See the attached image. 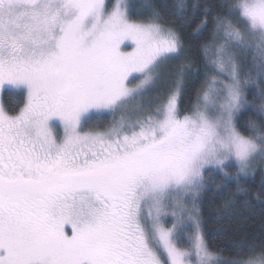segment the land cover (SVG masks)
<instances>
[{
  "label": "snow or ice",
  "instance_id": "6c2138e0",
  "mask_svg": "<svg viewBox=\"0 0 264 264\" xmlns=\"http://www.w3.org/2000/svg\"><path fill=\"white\" fill-rule=\"evenodd\" d=\"M197 19L202 64L176 27ZM257 170L264 0H0V264H264L200 210L250 206Z\"/></svg>",
  "mask_w": 264,
  "mask_h": 264
},
{
  "label": "trees",
  "instance_id": "16d2710c",
  "mask_svg": "<svg viewBox=\"0 0 264 264\" xmlns=\"http://www.w3.org/2000/svg\"><path fill=\"white\" fill-rule=\"evenodd\" d=\"M154 4L160 7L167 15L174 8V5L178 0H152ZM193 0H188L191 4ZM204 2V0H201ZM210 2L219 4L221 0H210ZM199 20H194L190 25L181 27L183 21H178L176 24L177 30L180 32L186 48L188 49V56L195 59L199 64H202V58L199 52V44L201 41L196 40L192 33ZM207 33H205V36ZM178 62H175V64ZM212 73H209L211 75ZM203 74H201L200 80L196 81L194 85H189L187 94L185 95L184 104H188L191 98L189 94L194 93V89L199 87L203 80ZM251 99V95L248 97ZM5 103H9L10 94L5 92L3 95ZM190 106V105H189ZM251 115L250 112H242L240 115V123L243 130V123L245 119ZM234 171V170H233ZM262 174L259 170L256 171L254 179H249L244 185L249 191L250 206H242L237 204L233 206L231 210H227L223 207L224 193L209 192L202 198L200 204L202 230L205 234V238L210 244L221 250L223 255L231 259L236 256L234 251V242L248 241L255 242L257 246L264 244V203L255 199L257 193L261 194V198L264 199V186H262ZM231 188H235V185H230ZM244 255L247 254L245 249Z\"/></svg>",
  "mask_w": 264,
  "mask_h": 264
},
{
  "label": "rangeland",
  "instance_id": "374dc122",
  "mask_svg": "<svg viewBox=\"0 0 264 264\" xmlns=\"http://www.w3.org/2000/svg\"><path fill=\"white\" fill-rule=\"evenodd\" d=\"M130 43V42H129ZM125 51H131L132 49L131 48H127V49H124ZM175 62H177V61H173V62H171L173 65L175 64ZM68 227H70V226H68ZM224 256V255H223ZM225 258H227L226 256H224ZM227 259H229V258H227Z\"/></svg>",
  "mask_w": 264,
  "mask_h": 264
}]
</instances>
